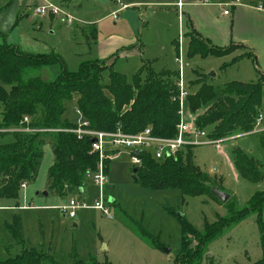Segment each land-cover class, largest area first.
<instances>
[{
	"label": "rangeland",
	"instance_id": "rangeland-1",
	"mask_svg": "<svg viewBox=\"0 0 264 264\" xmlns=\"http://www.w3.org/2000/svg\"><path fill=\"white\" fill-rule=\"evenodd\" d=\"M205 1L220 6H211L209 9L190 7L198 21L195 26L188 19L184 21L185 35L193 32L194 27H199L215 47L244 45L249 50L241 47L225 56L189 58V41L185 36L182 48L183 80L186 87L194 95L199 88L193 87L191 83L205 77L215 88L230 82L257 83L260 74L264 73V13L258 12V8L264 7V0H241L242 5L230 9L231 15L227 17L224 16L222 5L235 0ZM44 2H50L64 13L70 12L64 0H0V34L9 37L18 31L21 35L20 50L30 54L57 53L70 72H77L81 63L91 61L93 55H89L90 49L85 43L72 38L74 28L65 22L63 16L36 17V10ZM96 6L94 2L86 1L80 12L86 9L89 14L94 13ZM190 8L185 10L190 12ZM146 10L142 11V26L145 27L143 35H140L146 46L145 57L154 60L157 72L164 69L179 71L177 57L166 37L158 36L156 25L151 23L148 28ZM250 51L256 57L255 60L245 56ZM140 60L121 58L115 70L123 72L132 81ZM58 72L56 67L27 70L25 77L40 76L50 81L56 78ZM211 73L214 75L209 77ZM2 109L0 104V114ZM66 109L68 120L77 121L75 102H67ZM183 113L184 119L194 125L195 118L191 117L187 105ZM248 133L231 136L234 139L222 144L220 150L214 146L194 149L195 163L214 179L222 192L230 196L228 205H234L237 210L245 209L256 191H264V181L259 184L248 182L237 173L234 166V151L238 149L258 161L264 172V149L260 142L263 133L244 136ZM44 140L41 148L44 156L39 172L33 181L27 183V190H21L19 200L0 198V249L4 259L15 257L22 251V247L15 246L6 231V224L12 222L14 215L22 219L27 247L46 253L64 264H71L73 254L85 264H175L183 251L185 224L203 234L206 224L214 223L217 215L224 218L229 216L226 203L210 196L190 197L184 196L179 190L155 191L144 188L133 179L134 166L130 156L124 153L110 164L104 187L105 197L115 201L109 206L112 219L92 209L80 210L74 219H70L68 215L60 213V204L71 199H81L93 206L95 199L100 198L101 189L88 182L84 194L77 192L60 198L51 192L48 172L54 159L50 144L52 140L47 137ZM11 141V135L0 137V143ZM29 192L33 195L32 199L27 198ZM34 192H40V196L34 195ZM45 192L49 195L44 196ZM24 206L30 208L24 209ZM126 217L138 222L147 236L141 237L133 227L128 226ZM260 221L264 222V210L261 218L253 214L236 227L226 230L218 239L209 243L203 264H255L261 261Z\"/></svg>",
	"mask_w": 264,
	"mask_h": 264
},
{
	"label": "trees",
	"instance_id": "trees-1",
	"mask_svg": "<svg viewBox=\"0 0 264 264\" xmlns=\"http://www.w3.org/2000/svg\"><path fill=\"white\" fill-rule=\"evenodd\" d=\"M187 36L189 58L225 56L241 47L249 50L244 45L215 47L194 32ZM175 51L179 56V45ZM245 56L256 59L251 51ZM54 67L59 69L54 80H44L40 76L25 77L27 70ZM179 76V71L166 69L157 72L152 63L144 62L133 80L129 81L124 74L114 70V63L101 60L82 62L77 72H70L57 53L30 54L6 42L0 45V104L3 108L0 130L21 126L43 130L35 133L0 132V137H13L11 143L0 145V198L19 200L21 186L36 178L44 156L41 148L45 137L52 140L54 155V163L48 172L49 190L60 198L77 192L83 194L88 184L86 175L97 170L98 156L92 153L90 136L80 139L73 133L55 132L78 127L76 121L65 118L66 103L69 101L75 102L76 110L82 113L93 131L116 132L120 128L125 133L138 134L150 128L153 136L176 137L181 121L180 104L175 101L179 93ZM191 84L199 89L188 96L186 105L191 117L195 118V127L207 131L210 139L220 140L255 129L262 114L264 73L260 74L257 83L251 84L230 82L215 88L208 82V77ZM25 117L31 119L29 125H21ZM260 142L264 149V133ZM139 157L142 164L137 168L136 182L144 188L155 191L173 189L181 191L184 196H210L218 200L213 188H221L195 163L194 149L186 148L177 157L163 162L156 161L147 152L140 153ZM111 163L106 161L107 174ZM234 166L248 182L259 184L264 181L261 164L238 149L234 151ZM228 202L229 216L217 215L214 223L206 224L203 234L190 225H184L183 251L175 264H203L209 243L253 214L261 218L264 191H256L243 210H237ZM126 218L128 226L133 227L141 237L147 236L138 222ZM259 230L263 258L255 264H264L262 221L259 222ZM6 231L14 245L22 247V251L15 257L4 259L0 249V264H64L26 246L20 216H13L12 222L6 224ZM71 259V264H85L74 254Z\"/></svg>",
	"mask_w": 264,
	"mask_h": 264
},
{
	"label": "crops",
	"instance_id": "crops-1",
	"mask_svg": "<svg viewBox=\"0 0 264 264\" xmlns=\"http://www.w3.org/2000/svg\"><path fill=\"white\" fill-rule=\"evenodd\" d=\"M64 1L66 2L65 6L68 9L67 11L70 12H67L65 10L63 11L67 12L66 14L70 15V17L73 19L72 24H68L65 21L69 26H71V28L72 27L74 28L72 38L75 40L82 41L89 47L90 49L89 55H93L92 60L107 61L108 64L114 63V70H115V66H117V63L121 58L122 59L141 58L140 66L138 70L142 67L144 62L152 63L154 68V60L145 57L146 46L144 42L141 41L140 39V35H143L144 32L143 27H145L142 26V24L144 23L142 21L143 9H147L146 13H148V15L146 16V19L148 21L146 22V24L148 28L150 27L151 23L156 25L155 28L158 30L157 31L158 36L161 37L162 35L166 37L165 39H167L168 43L171 45L172 50L175 56L177 57V59L180 56L182 61L184 62V50L182 48L180 38L182 37V39L183 38L185 39L186 36V38L189 41V37L187 35L191 33L188 32V34L185 35L186 31H184L183 29L184 21L188 19V22L189 23L191 22L192 25L196 24V21H198V18L194 16L193 11L190 7H194V8L202 7L209 9L212 8L211 6H220L216 4H212V5L207 4L205 0H64ZM86 1L94 2L95 4H97L96 8H94L95 9V11H93L94 13L89 14L88 13L89 10L86 9L84 10L85 12H80L82 11L83 4ZM179 4H181L182 6L179 7ZM185 8H190L191 9L190 12L186 11ZM180 12L182 13V15H180ZM258 12L264 13V11H259V10ZM73 17L75 19H78L79 22L76 21ZM89 17H94V18H89ZM51 18H57V17L52 16ZM187 25L188 23L186 22V27L188 28ZM201 31L202 29H200L199 27L197 29L194 27L193 29V32L195 34H199L203 39H206L210 44H212L211 43L212 41L208 37H206ZM20 36L21 35L19 34L18 31H16L14 34H12L9 37L2 36L0 34V45L6 42L8 44L19 47L21 45ZM177 37L178 39H176ZM177 45H179V51H178L179 56L176 54L175 51ZM188 46H189V42H188ZM142 56L145 57V59L142 58ZM117 72L123 74V72L121 71H117ZM189 92L191 93V91ZM65 118H67L66 115ZM11 142L0 143V145ZM51 148H52V144H51ZM53 163H54V159H53ZM53 163L51 165H53ZM216 170L217 168H215V171ZM48 186H46V188ZM34 195L40 196V192H36ZM48 195L49 193H47V196ZM32 196H33L32 193L30 192L27 193L28 199H32ZM23 208L25 209L30 207L24 206Z\"/></svg>",
	"mask_w": 264,
	"mask_h": 264
},
{
	"label": "built area",
	"instance_id": "built-area-1",
	"mask_svg": "<svg viewBox=\"0 0 264 264\" xmlns=\"http://www.w3.org/2000/svg\"><path fill=\"white\" fill-rule=\"evenodd\" d=\"M242 5L241 0H235L231 3L223 5L224 15L230 16V9H235ZM182 5L179 4V7ZM227 8V9H225ZM259 11H264V7L258 8ZM35 15L43 16H63V19L68 23L72 24L73 19L70 15L63 13L58 7L54 6L50 2H46L44 5L40 6ZM180 15L182 13L180 12ZM182 45V37L180 38ZM178 64L180 65V76L177 81V87L179 90L178 98H175L180 104V123L178 125V133L174 138H160L153 136L152 129L148 128L145 131L138 134H129L123 132L120 128L116 132H100L93 131L89 129V122L84 119L82 113L76 110L78 116L77 128L74 130H57L55 132H69L76 134L78 138L82 139L85 136H90L92 138V153L98 156V165L97 170L89 172L86 175L88 182H92L94 185L101 189V195L99 199H95L94 205L89 206L84 200H75L71 199L69 201L63 202L58 206V209L61 214L68 215L70 219H74L77 216V212L80 210H97L100 211L103 215L112 219L110 205L114 201L109 200L105 197L104 187L108 180V174L106 172V161L114 162L122 154H128L131 158L132 164L135 168H138L142 164V160L137 152H147L150 153L156 161L163 162L166 159L177 157V154L186 148L198 149L205 146H214L220 150L222 144L233 140L234 138L227 137L220 140H212L209 138L208 132L205 130L197 129L192 123L187 122L184 119L183 109L186 105V100L191 94L189 88L186 87L183 81V61L181 57L177 59ZM264 116L261 114L256 123V127L253 131L244 136L256 135L264 133ZM31 119L25 117L21 122V125H29ZM43 130L33 129L31 127H20L8 130H0V132H26V133H35ZM46 131V130H44ZM50 132V131H49ZM27 185L24 184L21 186V190L25 191ZM85 189V188H84ZM79 193V192H78ZM80 194V193H79ZM84 194V191H83Z\"/></svg>",
	"mask_w": 264,
	"mask_h": 264
},
{
	"label": "water",
	"instance_id": "water-1",
	"mask_svg": "<svg viewBox=\"0 0 264 264\" xmlns=\"http://www.w3.org/2000/svg\"><path fill=\"white\" fill-rule=\"evenodd\" d=\"M213 75H214V73H211V74L209 75V77H212ZM139 154H140V152H137V156H138ZM137 171H138L137 168H135L134 171H133V175H134V176H133V179H134L135 181L137 180V176H136ZM81 193H82V191H81ZM213 193H214V195L216 196V198H217L218 200H220L222 203H227V202L230 200V196H229L228 194L222 192L221 190H219V189H217V188H213ZM44 195L47 196V193H44ZM111 201H113V200H111ZM167 252H170V250H167Z\"/></svg>",
	"mask_w": 264,
	"mask_h": 264
}]
</instances>
